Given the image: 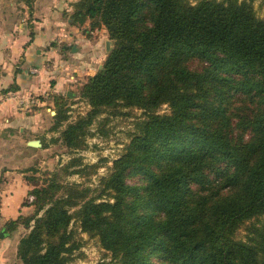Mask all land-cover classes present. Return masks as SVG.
I'll use <instances>...</instances> for the list:
<instances>
[{
  "label": "trees",
  "instance_id": "obj_1",
  "mask_svg": "<svg viewBox=\"0 0 264 264\" xmlns=\"http://www.w3.org/2000/svg\"><path fill=\"white\" fill-rule=\"evenodd\" d=\"M73 6L72 23L102 24L111 48L80 87L89 110L65 125L62 141L79 146L106 108L137 107L144 117L100 180L107 197L74 185V195L47 200L19 241L22 264H68L77 248L71 219L117 264H264V20L251 2ZM164 103L169 112L159 113ZM53 118L58 126L66 116ZM251 219L247 240L236 239Z\"/></svg>",
  "mask_w": 264,
  "mask_h": 264
},
{
  "label": "crops",
  "instance_id": "obj_2",
  "mask_svg": "<svg viewBox=\"0 0 264 264\" xmlns=\"http://www.w3.org/2000/svg\"><path fill=\"white\" fill-rule=\"evenodd\" d=\"M75 1L33 0L30 7L18 0L0 2V259L14 234L6 223L28 209L25 171L35 156L28 142L48 125L44 106L63 93L71 95L64 89L73 87L67 77L79 83L93 75L107 55L108 41L111 47L102 24L72 23ZM29 95L42 106L29 111L19 106L18 99Z\"/></svg>",
  "mask_w": 264,
  "mask_h": 264
},
{
  "label": "rangeland",
  "instance_id": "obj_3",
  "mask_svg": "<svg viewBox=\"0 0 264 264\" xmlns=\"http://www.w3.org/2000/svg\"><path fill=\"white\" fill-rule=\"evenodd\" d=\"M8 1L11 0H0L3 5ZM18 1L30 7L31 5H28L27 1L32 3L33 0ZM188 1L190 3L195 2V0ZM249 1L256 16L264 20V0ZM73 3H70L72 7L71 14L74 12ZM89 20L92 27L101 25L95 20ZM87 78L78 83L76 77L69 75L67 81L72 83L73 87L71 88L67 84L64 89H69L71 95L63 93L54 103L44 106L43 116L47 117L49 122L47 127L43 126V131L36 134L32 139L39 140L41 146L33 148L35 156L25 171L30 187L28 192L33 196V199L29 201V195L26 197L28 206L26 213L18 216L14 227H6L9 233L14 234L10 244L3 250L0 264H22V261L18 258L20 239L29 233L34 225L35 218L41 216L43 211L51 205V202L68 194V187L77 185L79 188H85L88 197H97L98 200L107 197L100 193V180L109 173L113 161L125 152L126 146L135 132V124L144 117V113L142 109L137 107H122L119 105L114 108L103 109L88 125L81 144L72 149L66 147L61 139V131L68 122L84 116L89 110L87 102L79 94L80 87ZM38 107L25 109L28 111L36 110ZM60 109L65 114L66 119L56 126L53 116L56 110ZM158 112L168 113V105L165 103L160 105ZM128 181L131 183L134 180ZM37 190H39L40 195H36L35 191ZM71 191L69 194L73 193L74 195V190ZM41 203H43V207L39 209ZM65 207L69 212H72L75 208L68 207V205ZM25 220H28V222L26 223ZM253 222H257V219L244 222L236 231L235 238L246 241L248 237L247 228ZM67 229L72 231V239L77 243V248L68 256V264H117L116 260L111 257L110 252L101 247L98 238L83 232L75 219H71Z\"/></svg>",
  "mask_w": 264,
  "mask_h": 264
},
{
  "label": "built area",
  "instance_id": "obj_4",
  "mask_svg": "<svg viewBox=\"0 0 264 264\" xmlns=\"http://www.w3.org/2000/svg\"><path fill=\"white\" fill-rule=\"evenodd\" d=\"M29 70H30V72H32V73L37 72V69H36V68H30ZM18 104H19V106H21V107L29 108V107H38V106H40L42 103H41V101H39V99H38L37 96L29 95V96H27V97H20V98L18 99ZM32 199H33V196H32V195H29V196H28V200H29V201H32Z\"/></svg>",
  "mask_w": 264,
  "mask_h": 264
},
{
  "label": "water",
  "instance_id": "obj_5",
  "mask_svg": "<svg viewBox=\"0 0 264 264\" xmlns=\"http://www.w3.org/2000/svg\"><path fill=\"white\" fill-rule=\"evenodd\" d=\"M106 50L107 52L110 50V44H109V41L106 43ZM102 67V65H100L99 69ZM28 145L29 146H32V147H40L41 146V143L39 140H30L28 142ZM4 235V232H1L0 233V236H3Z\"/></svg>",
  "mask_w": 264,
  "mask_h": 264
}]
</instances>
